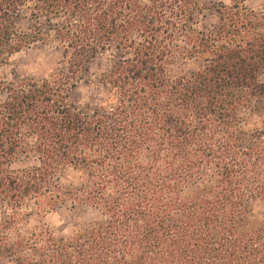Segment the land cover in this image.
<instances>
[{
  "label": "trees",
  "instance_id": "1",
  "mask_svg": "<svg viewBox=\"0 0 264 264\" xmlns=\"http://www.w3.org/2000/svg\"><path fill=\"white\" fill-rule=\"evenodd\" d=\"M245 1L207 26L197 0H0L5 264H264V220L250 218L264 112L241 130L264 108V4ZM34 46L61 52L55 72L9 79ZM97 56L104 94L87 111L71 93ZM182 62L190 75H172ZM67 171L76 185H61ZM65 200L80 223L59 238L44 218Z\"/></svg>",
  "mask_w": 264,
  "mask_h": 264
},
{
  "label": "rangeland",
  "instance_id": "2",
  "mask_svg": "<svg viewBox=\"0 0 264 264\" xmlns=\"http://www.w3.org/2000/svg\"><path fill=\"white\" fill-rule=\"evenodd\" d=\"M201 11L195 16L197 22L212 26L216 23L218 13L216 10L222 6H230L235 0H197ZM264 4V0H246L245 5L248 8H256ZM19 26L24 29L30 24L28 12L22 13L18 20ZM61 52L49 48L34 46L26 52L16 55L10 67L7 69L9 79L42 80L51 76L58 67ZM192 62H182L170 67L172 75L189 76L192 68ZM107 68L105 56L95 57L86 67L83 74V81L71 93V100L75 105L83 110L90 111L95 108L98 101L102 98L104 90L100 88L98 80ZM264 108L261 105H255L241 113V130L250 133L253 129L259 127ZM61 185L70 187L76 185V174L73 171L64 173L60 180ZM251 220H264V201H257L252 207L250 213ZM88 215L85 216L86 220ZM45 224L51 229L55 236L64 238L71 235L78 227V220L71 212L68 201H62L51 213L44 218ZM35 222H32L28 229H32ZM0 264H5V260L0 257Z\"/></svg>",
  "mask_w": 264,
  "mask_h": 264
}]
</instances>
